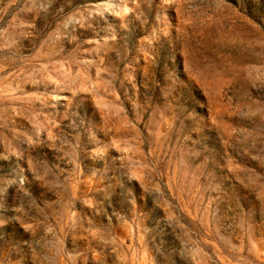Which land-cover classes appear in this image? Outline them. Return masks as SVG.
Listing matches in <instances>:
<instances>
[{
	"label": "rangeland",
	"instance_id": "rangeland-1",
	"mask_svg": "<svg viewBox=\"0 0 264 264\" xmlns=\"http://www.w3.org/2000/svg\"><path fill=\"white\" fill-rule=\"evenodd\" d=\"M0 264H264V0H0Z\"/></svg>",
	"mask_w": 264,
	"mask_h": 264
}]
</instances>
